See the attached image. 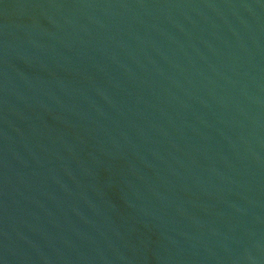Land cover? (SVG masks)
Wrapping results in <instances>:
<instances>
[{
    "label": "water",
    "instance_id": "1",
    "mask_svg": "<svg viewBox=\"0 0 264 264\" xmlns=\"http://www.w3.org/2000/svg\"><path fill=\"white\" fill-rule=\"evenodd\" d=\"M0 264H264V0H0Z\"/></svg>",
    "mask_w": 264,
    "mask_h": 264
}]
</instances>
